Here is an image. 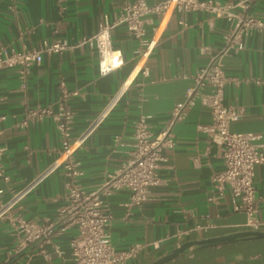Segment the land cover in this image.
Segmentation results:
<instances>
[{
    "label": "crops",
    "instance_id": "obj_1",
    "mask_svg": "<svg viewBox=\"0 0 264 264\" xmlns=\"http://www.w3.org/2000/svg\"><path fill=\"white\" fill-rule=\"evenodd\" d=\"M130 0H0V48L31 49L42 40H66L73 45L61 53L42 54L25 78L17 67L0 69V206L58 157L61 135L53 114L63 91L64 104L73 112L71 135L80 133L125 79L128 85L107 116L75 150L81 173L76 182L85 192L98 188L109 174L129 159L133 124L145 116L153 135L174 105L186 99L196 73L225 45L229 21L203 9L150 13L145 36L157 40L138 71L139 46L124 24L109 31L111 46L122 64L106 74L98 70L94 42L78 44L93 35L106 14L111 20ZM162 0H146L154 4ZM218 2L237 0H214ZM247 11L264 24V0H250ZM78 44V45H77ZM227 78L223 103L242 109L230 131L250 132L264 148V26L241 38L237 49L221 56ZM211 87L205 85L203 92ZM49 107L52 114L29 117L28 111ZM210 122L206 105L195 99L173 125L174 144L162 148L158 182L138 205H128L129 192L120 188L105 196L107 230L116 250L138 246L127 264H147L192 239L251 229L243 211L233 209L227 188L220 197L212 176L223 168L217 144L204 126ZM62 165L49 170L18 200L0 213V264H72L70 239L76 226L53 234L43 244L30 242L17 249L18 220L48 223L66 203ZM257 211L264 222V166L253 172ZM1 210V209H0ZM264 227V225H262ZM22 234V232H20ZM167 264H264V238L194 246Z\"/></svg>",
    "mask_w": 264,
    "mask_h": 264
},
{
    "label": "built area",
    "instance_id": "obj_2",
    "mask_svg": "<svg viewBox=\"0 0 264 264\" xmlns=\"http://www.w3.org/2000/svg\"><path fill=\"white\" fill-rule=\"evenodd\" d=\"M249 1L162 0L148 4L146 0H130L111 20L106 14L103 15L97 31L89 37H83L78 43H95L100 74L108 73L123 62L120 51L112 48L109 34L110 29L118 24H124L129 34L138 39L136 56L139 63L138 71L142 72H145L146 60L157 42L154 36H145L144 23L147 14L157 13L162 16L175 10L187 12L203 9L214 16L226 18L230 27L224 35V47L220 52L213 54L208 64L196 73L194 86L186 99L174 105L158 133L153 135L145 116H140L133 124V147L129 151V159L91 192H85L76 182V177L81 171L74 158V152L114 107L129 81L125 79L121 82L85 129L75 136L71 135L70 131L73 112L64 104V99L69 93L76 94V91L62 92L57 110L53 114L57 122V130L61 135V149L58 157L1 204L0 213L15 203L44 174L58 165L64 167L67 176L64 182L67 191L66 203L48 223L18 220L15 226L17 249H21L30 242H36L37 246L43 248V244L53 234H58L74 225L76 233L69 242L72 264H127V261L136 254L138 246H132L127 250H116L112 246L107 230L109 216L104 212L103 198L120 188H125L129 192L128 205H138L146 199L149 188L158 182L157 169L164 159L161 153L162 148L171 147L174 144L173 125L183 117L184 108L195 99H199L209 109L210 122L204 126V129L209 134V140L219 147L223 164V168L212 176L217 195L212 196L211 199L220 197L223 190L227 188L233 200V209L246 214V225L251 229H264L262 227L264 222L255 216L257 206L252 180L254 166L256 164L264 166V148L256 142L258 138L256 134L230 131V122L242 114V109L223 103V87L227 78L222 68V54L230 49L239 48L244 35L264 26L258 17L247 11ZM71 46L73 45L66 40H42L37 47L31 49L0 48V69L17 67L22 78H25L30 67L41 60L42 54L61 53ZM205 85L211 87L209 92L202 91ZM52 113L49 107H45L31 109L27 115L39 118ZM3 118L4 116L0 115V122ZM2 152L3 146L0 144V157Z\"/></svg>",
    "mask_w": 264,
    "mask_h": 264
},
{
    "label": "water",
    "instance_id": "obj_3",
    "mask_svg": "<svg viewBox=\"0 0 264 264\" xmlns=\"http://www.w3.org/2000/svg\"><path fill=\"white\" fill-rule=\"evenodd\" d=\"M245 238H264V229H246L224 235L187 240L147 264H163L194 246L228 243Z\"/></svg>",
    "mask_w": 264,
    "mask_h": 264
},
{
    "label": "rangeland",
    "instance_id": "obj_4",
    "mask_svg": "<svg viewBox=\"0 0 264 264\" xmlns=\"http://www.w3.org/2000/svg\"><path fill=\"white\" fill-rule=\"evenodd\" d=\"M169 262V261H168ZM168 262H165V263H163V264H167Z\"/></svg>",
    "mask_w": 264,
    "mask_h": 264
}]
</instances>
